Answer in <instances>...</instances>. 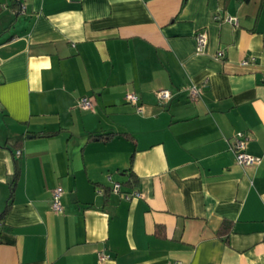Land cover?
<instances>
[{
    "label": "crops",
    "instance_id": "crops-1",
    "mask_svg": "<svg viewBox=\"0 0 264 264\" xmlns=\"http://www.w3.org/2000/svg\"><path fill=\"white\" fill-rule=\"evenodd\" d=\"M13 181L0 264H264V0H0V216Z\"/></svg>",
    "mask_w": 264,
    "mask_h": 264
},
{
    "label": "built area",
    "instance_id": "built-area-1",
    "mask_svg": "<svg viewBox=\"0 0 264 264\" xmlns=\"http://www.w3.org/2000/svg\"><path fill=\"white\" fill-rule=\"evenodd\" d=\"M21 9L23 10L24 7H22ZM214 20L226 22V23L231 24L233 26H238L237 19L234 17H231V16L222 18L219 15H217V16H214ZM195 40H196V44H197V51L199 53H203L205 48H206V45H207L206 35L199 32L195 35ZM218 56L221 57L222 53L220 52L218 54ZM199 96H200V94H199L198 88L196 86H192L191 88H189L188 99L191 102L196 101L199 98ZM172 97H173L172 92L170 90H167V89H160V90H157L155 92V98L158 101V103H160V104H166L167 102H169L172 99ZM125 100L128 103L137 106L136 110L138 112L142 111V107L139 105V98L137 95L128 93L125 96ZM78 105L80 108H82L84 110H89L92 108V101L89 98L84 97V98H81L79 100ZM247 142H248V137L242 132H239L234 136L233 151L235 154V158H236L237 163L243 167H249V166L257 165L260 162L259 158L251 156V155L246 153L245 150H246ZM16 156H18V157L20 156L19 151L16 152ZM112 191L115 193L122 194V196L126 200H128L132 197H139L140 196V194L138 192H133L132 194L121 193V185L118 183L113 184ZM62 195H63V191L61 188L57 187V188L52 190V193H51V209L56 214L63 212ZM107 258H108V256H106L105 254H103V253L100 254L101 260H104Z\"/></svg>",
    "mask_w": 264,
    "mask_h": 264
},
{
    "label": "trees",
    "instance_id": "trees-1",
    "mask_svg": "<svg viewBox=\"0 0 264 264\" xmlns=\"http://www.w3.org/2000/svg\"><path fill=\"white\" fill-rule=\"evenodd\" d=\"M50 135V134H48ZM129 180L128 182L126 183L127 185H130V186H133L135 184V180H134V176L132 173H129ZM14 182H12L11 184V188H10V198H9V201H8V204L6 205V208L4 210V212L2 213V215L0 216V218L9 210V207H10V200H11V195L13 193V185H14ZM230 230H231V226L229 224H224L220 227V229L217 231V237L219 239H221L222 241L224 242H227L228 241V236L230 234Z\"/></svg>",
    "mask_w": 264,
    "mask_h": 264
}]
</instances>
